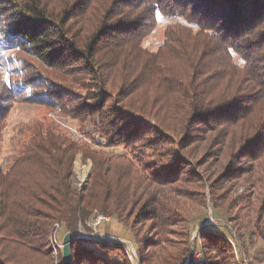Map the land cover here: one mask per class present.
Listing matches in <instances>:
<instances>
[{
	"label": "trees",
	"instance_id": "obj_1",
	"mask_svg": "<svg viewBox=\"0 0 264 264\" xmlns=\"http://www.w3.org/2000/svg\"><path fill=\"white\" fill-rule=\"evenodd\" d=\"M159 16L175 20L151 52ZM15 104L75 121L79 137L47 121L8 133ZM7 135L0 264H53L51 234L93 212L126 228L139 264H184L188 219L154 188L195 178L189 158L208 170L221 158L211 198L255 176L264 190V0H0V154ZM256 209L259 223L264 197ZM229 236L198 229L197 264H237ZM122 245L75 238L70 264H130Z\"/></svg>",
	"mask_w": 264,
	"mask_h": 264
},
{
	"label": "rangeland",
	"instance_id": "obj_2",
	"mask_svg": "<svg viewBox=\"0 0 264 264\" xmlns=\"http://www.w3.org/2000/svg\"><path fill=\"white\" fill-rule=\"evenodd\" d=\"M174 20L175 19L173 18L170 19L159 16L153 31L143 39L142 46L147 50L154 52L160 43H162L163 28H165L166 25L173 23ZM40 121L52 122V124L60 127V129L66 134H72L74 137H79L78 127L75 121L62 116L57 112L49 111L42 106L32 104L13 105L8 118V133H10L11 130L18 131L19 128L24 127L23 125H29ZM9 135L6 137V143L2 146L3 148L0 154V165L4 168H7L11 164L13 156H16L12 149V147H14L13 144L8 143L10 140ZM202 146L204 147L205 145H200L199 148ZM189 160H191V163H187V167L185 168L184 166L183 171L194 166V171L197 174L195 178L192 180L184 179L183 182L175 183L170 185V187L154 188L157 192L168 195L171 198L174 197L175 200H178L182 206L183 213L188 219L186 228L189 232L191 241L189 249L190 253L186 262L200 257L201 252L198 248L196 252H194V246H196L194 245V240L198 229L204 227L207 231L219 232H224L225 228L230 235L229 239L234 243L236 250H240L243 259L247 260L250 264H252V262L253 264H264V214L260 218L259 223H257L255 218L257 211L256 208L264 197V190L258 185V177L255 176L253 179H247L246 182L245 178L224 182L223 190H226L225 193L222 194V197L216 199V195L213 194L211 198L208 184L216 178V175L214 174H217V172L222 170L224 161L220 158L216 163L217 165H208V168L212 166L211 169L208 170L203 164H200V162L196 164L194 158H189ZM73 166L75 184L78 186H84L83 181H85L86 178L83 180L81 175L86 170L88 171V174L90 173V162H83L80 155H77ZM260 175L264 176V173L259 174V176ZM185 191H196L198 192V195L194 198H190L184 194ZM201 193L203 194L202 196H200ZM99 215L101 214L93 212L90 214V217L87 218L84 225L78 226L77 233L85 234V237H77L76 239H86L91 241L101 239L100 241L104 242L105 239L109 237L119 240V242L125 241L133 250L132 253H130L128 248H124L127 253L128 261L130 264H139L133 238L130 236L126 228L115 221L111 216H109L111 219L110 222L105 223L101 221L97 224L96 219H98ZM215 225L217 226L214 227ZM65 234L67 233H64L62 228H57L56 231L51 234L52 236L49 239L50 248L48 250L52 251L53 264H61L62 248H56V251H54L51 248V245L54 244L53 241L55 240L56 243L61 246ZM99 237L101 238L99 239ZM198 242L199 239H197L196 244H199Z\"/></svg>",
	"mask_w": 264,
	"mask_h": 264
},
{
	"label": "built area",
	"instance_id": "obj_3",
	"mask_svg": "<svg viewBox=\"0 0 264 264\" xmlns=\"http://www.w3.org/2000/svg\"><path fill=\"white\" fill-rule=\"evenodd\" d=\"M96 220H97V224L99 222H101V221H103L105 223H108V222L111 221L110 217H108V216H101V215H99L98 216V219H96ZM77 235H78V238H82L83 236L85 237V234L77 233ZM100 238L101 237H99V239ZM104 238H106V237H104ZM105 241H108V242H118L120 244H123L122 246H124L125 248H128V251H130V253H132V251H133L132 248L130 247V245L127 242H125V241L119 242V240H116V239H113V238H109V237H107L105 239ZM53 242H54V244L51 245L52 246L51 248L54 251H56V248H61L62 247V244H61V246L58 245L55 240ZM234 250H235V253H236V261H237L238 264H250L247 260H245V259L242 258V254L240 253V250L238 251V250H236V248H234ZM199 258L200 257L195 258L194 259V263H192V264H197Z\"/></svg>",
	"mask_w": 264,
	"mask_h": 264
},
{
	"label": "water",
	"instance_id": "obj_4",
	"mask_svg": "<svg viewBox=\"0 0 264 264\" xmlns=\"http://www.w3.org/2000/svg\"><path fill=\"white\" fill-rule=\"evenodd\" d=\"M88 176L89 174L87 175L86 177V180L83 181L84 182V186L86 185L87 183V180H88ZM78 235L75 233V234H72V233H67L63 236V239H62V258H61V264H70V245H71V242L77 238ZM188 262H186L185 264H187Z\"/></svg>",
	"mask_w": 264,
	"mask_h": 264
},
{
	"label": "bare ground",
	"instance_id": "obj_5",
	"mask_svg": "<svg viewBox=\"0 0 264 264\" xmlns=\"http://www.w3.org/2000/svg\"><path fill=\"white\" fill-rule=\"evenodd\" d=\"M87 175H88V171L86 170V171H84L83 172V174L81 175L82 176V178H83V180H85V178L87 177ZM194 256V255H193ZM243 256V255H242ZM246 258H248V257H246ZM192 261V260H191ZM189 263H191V262H189ZM252 264H253V262H252Z\"/></svg>",
	"mask_w": 264,
	"mask_h": 264
}]
</instances>
